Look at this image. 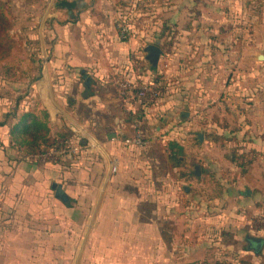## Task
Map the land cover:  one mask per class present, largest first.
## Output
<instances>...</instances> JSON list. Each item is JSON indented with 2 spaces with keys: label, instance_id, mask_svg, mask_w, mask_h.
<instances>
[{
  "label": "crops",
  "instance_id": "obj_1",
  "mask_svg": "<svg viewBox=\"0 0 264 264\" xmlns=\"http://www.w3.org/2000/svg\"><path fill=\"white\" fill-rule=\"evenodd\" d=\"M20 1L41 10L23 36L39 51L24 46L10 80L0 66V264H264V0ZM156 72L165 86L144 112L148 145H125L133 120L112 78ZM212 109L200 124L187 117ZM26 111H46L51 142L78 144V156L23 160L10 128ZM203 122L211 130L175 160L176 135L191 140ZM107 155L118 159L108 175Z\"/></svg>",
  "mask_w": 264,
  "mask_h": 264
},
{
  "label": "built area",
  "instance_id": "obj_2",
  "mask_svg": "<svg viewBox=\"0 0 264 264\" xmlns=\"http://www.w3.org/2000/svg\"><path fill=\"white\" fill-rule=\"evenodd\" d=\"M118 37L122 41H128L131 35L129 23L119 16L113 20ZM158 77L149 81L134 79L127 74H118L112 78V83L118 89L120 97L127 107L124 108L126 117L133 120L134 131L123 139L125 145L143 149L148 145V138L142 130V120L145 109L153 105L160 96ZM92 144L96 142L90 140ZM80 153V147L76 143L67 141L62 137H55L49 146L41 147L37 151L23 152L21 158L25 161L56 164L63 159L73 160ZM107 175L115 173L118 169V159L115 156H106ZM264 225V217H258Z\"/></svg>",
  "mask_w": 264,
  "mask_h": 264
},
{
  "label": "rangeland",
  "instance_id": "obj_3",
  "mask_svg": "<svg viewBox=\"0 0 264 264\" xmlns=\"http://www.w3.org/2000/svg\"><path fill=\"white\" fill-rule=\"evenodd\" d=\"M22 1L20 0H0V6L2 7V10H0V13H2V15L4 16V19L0 18V55L3 54L4 56V61L0 62V66H3V70L2 71L5 76V78L10 80V64H12L13 66H18V67H22L23 66V61L24 58L22 57V49L23 47H28L31 48L32 51L38 52L39 51V45H38V41L36 40H32V41H25L23 40V36L25 34H28V32H33L36 34L37 32V28H31V30L29 29V26H31L32 24L29 23L27 21L26 18H28L29 14H33V16L37 15L41 12V10L38 7H35L33 9H31L30 11L27 9L24 10L23 7H21ZM31 24V25H30ZM8 34V39H6V35ZM10 34H12L14 40L10 41ZM146 43V42H145ZM8 50V56L9 58L6 59V51ZM148 64V63H147ZM5 67H8L9 69H5ZM1 68V67H0ZM8 70V71H5ZM157 72L153 74V77L156 78L157 76ZM158 77V76H157ZM165 86V83L162 79H158V87L160 89H162V87ZM213 111L210 110L209 113L205 114L203 118L199 119V117L197 115L198 112L188 114L187 117L192 116V118H196L195 121L200 124L202 121H207L206 119V115H208L209 119H212V116H217V115H213L215 114ZM219 118V117H218ZM217 118V119H218ZM186 119V118H185ZM206 122H203V126L199 125L198 129H195V131L192 133L191 136V140H188V138H186L185 136L182 135H176V136H180V138L182 139V142H184L186 144V146L184 147L183 152L182 151H176V154L174 155L176 158H178L179 156H185L183 160L186 161V155L189 154L190 150L193 149L194 147H196V143H197V134L199 132V130H205V129H209L206 126ZM181 132V131H180ZM179 132V133H180ZM184 138V139H183ZM187 139V140H186ZM191 148V149H189ZM235 151V150H234ZM234 151H231V155L233 154ZM237 153V152H235ZM184 154V155H183ZM229 154V153H228ZM174 163V162H173ZM201 224V223H200ZM197 228H194L192 230V237H190L191 239L193 237H198L201 230V226L197 223L194 224ZM199 228V229H198ZM216 257V256H215ZM214 257V258H215ZM177 258V257H176ZM213 262V261H212ZM212 262H210V264H212Z\"/></svg>",
  "mask_w": 264,
  "mask_h": 264
},
{
  "label": "trees",
  "instance_id": "obj_4",
  "mask_svg": "<svg viewBox=\"0 0 264 264\" xmlns=\"http://www.w3.org/2000/svg\"><path fill=\"white\" fill-rule=\"evenodd\" d=\"M0 10L2 7L0 6ZM0 18L4 19L2 13ZM14 39L10 38V41ZM155 68V66H153ZM161 91V89L159 88ZM48 114L46 111H41L40 115L33 112H23L15 124L10 128V140L21 151L33 152L39 150L41 147L49 146L51 144L50 131L47 126ZM222 138V137H221ZM233 159L236 164L241 165L246 160V155L240 152H233ZM169 158H173L170 156ZM174 159L177 158L174 156Z\"/></svg>",
  "mask_w": 264,
  "mask_h": 264
},
{
  "label": "water",
  "instance_id": "obj_5",
  "mask_svg": "<svg viewBox=\"0 0 264 264\" xmlns=\"http://www.w3.org/2000/svg\"><path fill=\"white\" fill-rule=\"evenodd\" d=\"M146 51V59L152 64L156 65L158 61V57L160 55V48L154 44H149L145 47ZM201 135L199 134V138ZM255 241V246L253 247L254 252H257L260 248L261 239L260 238H253Z\"/></svg>",
  "mask_w": 264,
  "mask_h": 264
}]
</instances>
